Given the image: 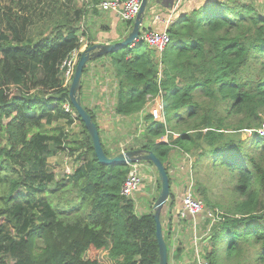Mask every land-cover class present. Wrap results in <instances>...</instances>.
<instances>
[{
    "label": "trees",
    "instance_id": "trees-1",
    "mask_svg": "<svg viewBox=\"0 0 264 264\" xmlns=\"http://www.w3.org/2000/svg\"><path fill=\"white\" fill-rule=\"evenodd\" d=\"M84 1L79 8L75 0L0 5V264H99L101 251L115 264H158L152 211L135 214L133 200L120 194L129 165L100 164L81 119L62 107L67 103L75 112L59 65L92 42L79 27L86 13L100 11L101 0ZM167 34L157 60L139 38L103 55L113 66L116 114H135L157 96L162 102L163 121L147 110L144 141L124 149L152 151L169 185L172 151L176 158L195 157L194 185L200 186L202 168L225 183L234 178L239 199L224 211L205 190L198 192L204 207L220 212L203 258L208 264H264V137L257 134L264 124V13L256 3L215 0L176 17ZM61 119L68 126L77 120L78 131L67 130ZM56 153L69 156L70 173L48 167ZM163 239L167 244L166 233Z\"/></svg>",
    "mask_w": 264,
    "mask_h": 264
},
{
    "label": "crops",
    "instance_id": "crops-1",
    "mask_svg": "<svg viewBox=\"0 0 264 264\" xmlns=\"http://www.w3.org/2000/svg\"><path fill=\"white\" fill-rule=\"evenodd\" d=\"M211 1L215 0H149L140 27L142 30L160 29L162 25L152 20L153 14L156 13L164 18L174 4H177L176 17L179 18L186 15L188 11ZM226 1L251 2L257 4V2L261 0ZM97 16L100 18H96L97 21H94V24L91 25L90 28H87L88 31L86 30L93 38L92 43H114L122 40L130 31V27L128 28L125 25L118 13L99 11ZM112 70L113 66L109 57L102 56L90 62L89 65H87L86 73L83 74L81 79L82 86L79 90V97L82 106L88 108L95 118L100 142L110 154L115 155L116 153L125 151L124 145L127 143L138 144L144 141L143 137L140 139H133L132 135H128V130L136 123H143L142 117L148 110V105H145L142 110L132 115L122 116L116 114L114 112L116 81L111 75ZM75 123V126H77L78 121L75 120L73 125ZM141 130L142 129L139 130V134ZM60 154L61 153H56L47 158L48 167L55 172L58 169L56 159ZM176 155L177 153L175 151H172L170 155V160L174 161L171 162V164L173 163L171 172L174 173V175L176 174L175 178L174 176L173 178L171 177L170 192L172 193V199L170 200L169 197L167 198L160 214V222L162 235L165 233L168 235L166 244L167 264H186L195 257L197 252L199 255H202L201 252L203 251L204 253V249H210V245L207 244L210 238V225L204 213L195 216L188 215L184 218L178 216V209L181 207V199L187 187L185 179L186 174L184 172L187 166H183L185 165L184 159L175 161V159H177ZM142 165L144 168L143 175L145 172L146 174L139 188L131 197L134 203V211L137 215L152 211V204L159 191L156 176L147 179L149 181L148 185L145 186L143 184L144 178L147 177V173H154V171L150 164L144 163ZM178 165H181L183 171L177 170ZM200 239L203 243L202 248L198 243ZM97 259L99 264H115L108 258L106 251L99 252Z\"/></svg>",
    "mask_w": 264,
    "mask_h": 264
},
{
    "label": "built area",
    "instance_id": "built-area-1",
    "mask_svg": "<svg viewBox=\"0 0 264 264\" xmlns=\"http://www.w3.org/2000/svg\"><path fill=\"white\" fill-rule=\"evenodd\" d=\"M142 0H101L98 4V8L102 12H115L118 13L120 19L123 21L132 22L136 14L139 11V7ZM177 4L171 6L170 11L166 17H161L160 15L154 13L152 20L161 24L160 29L151 30L144 29L140 30L139 39L144 41L146 45L154 49L155 52L160 53L166 44L169 43V36L167 34L168 26L175 21ZM79 43L83 42V38L79 36ZM81 53L80 49H74L71 51L66 58L59 65V74L62 81V86L69 88L73 73L74 67L78 60L79 54ZM153 103L149 107L148 112L154 120L163 121L162 118V102L159 96L152 99ZM63 110L69 113L71 116L76 113H73V110L67 103L62 104ZM75 118V117H74ZM259 137H264V124L257 130ZM189 157L190 155H186ZM129 165V170L125 180L123 181L120 194L126 198H131L133 193L139 188L142 176H143V165L139 162L127 164ZM68 174L71 171L65 170ZM191 181V178L189 180ZM190 186V184H189ZM204 213L205 218H209L212 224L219 219L220 212L217 209L207 210L205 209L202 201L197 199L190 189L186 188V191L181 199V207L178 209V216L184 218L185 216L191 215L195 216L197 214ZM186 264H208L207 261L199 255L197 252L195 257L191 259Z\"/></svg>",
    "mask_w": 264,
    "mask_h": 264
},
{
    "label": "water",
    "instance_id": "water-1",
    "mask_svg": "<svg viewBox=\"0 0 264 264\" xmlns=\"http://www.w3.org/2000/svg\"><path fill=\"white\" fill-rule=\"evenodd\" d=\"M149 0H142L139 11L132 21L130 31L120 41L102 44L90 42L87 47L81 51L78 60L74 67V73L68 88V97L71 106L76 112V115L81 119L84 127L90 137L94 154L98 162L102 165L109 164H132L141 161L150 162L156 170L157 177L159 180V191L152 204V216L155 222V238L158 247V264H167V246L163 239L162 228L160 222V214L165 205L167 198L170 193V185L165 167L162 162L154 155L152 151H145L141 148L129 149L121 151L112 156H107L102 148L98 128L96 123L91 119L89 113L85 110L80 102L79 89L82 72L86 64L98 57L108 54L117 48L127 47L132 45L136 39L139 38L140 25L142 23L145 9L148 5Z\"/></svg>",
    "mask_w": 264,
    "mask_h": 264
},
{
    "label": "rangeland",
    "instance_id": "rangeland-1",
    "mask_svg": "<svg viewBox=\"0 0 264 264\" xmlns=\"http://www.w3.org/2000/svg\"><path fill=\"white\" fill-rule=\"evenodd\" d=\"M25 1L26 0H23V3H25ZM84 3H85L84 0H75L76 8H79V6L83 5ZM9 4H10L9 3V0H0V5L2 7L4 5L8 6ZM75 5L72 4V5H70V7H75ZM257 6L264 13V0H261V1L257 2ZM35 12L36 13L39 12V8L38 7L35 9ZM25 14L27 15V13H24V15ZM39 15H41V13H39L38 15H34L33 18L34 19H37ZM85 18H86L87 24L85 22V24H83V27L80 26L79 27L80 28L79 29V32H81V30L83 28H85L88 31L87 28L88 27L90 28L91 25L94 24V21H97L96 18H100V17L99 16H96L95 17L92 14L86 13ZM44 19H46V16H44V15L42 17L40 16L39 23H41ZM86 25H87V28H86ZM155 51H154V56H155V59L157 60L159 53H157ZM152 103H153L152 100H150L148 102V109L152 105ZM73 113H75V112L73 111ZM71 117L74 119V117H76V114H75V116L72 115ZM59 122L62 123L64 126L65 125L68 126L67 123H66V119H61ZM73 122H72L71 125H69L68 127H66V129H68L69 131H75L76 132V131H78L79 123L77 124V126H75L76 123L73 125ZM142 127H143V123H136V124H134V126L131 129L128 130V135H132L133 136V139H140L141 138V135H142V130H141V133L140 134H139V130L142 129ZM243 137H246V136L244 135ZM182 159H184V161H185V165H183V166L184 167L187 166L186 169H184V172L186 174L185 175V179H186V182H187V185H186L187 187L186 188L190 189V191L192 192V194L197 199H202L203 200V195H202L203 193H198V192H199V190H200V192L202 190H205V193L204 194H206V197H207L208 201L211 204H219L220 205L221 208H219V211L220 210L224 211L225 209L231 208V206H233V204L237 203V201L239 199V196H238V194L236 193V191L234 190V187H233L234 178H232L231 180L227 178L226 179V183H225L224 182V176L217 177L213 173H209V174L207 173V175H206L205 169L202 168L200 170V172L198 173L199 176L201 177V179H200V181H201L200 186L197 185V184L194 185V182H193L194 180L192 178V173L190 172V165L194 161L195 157L192 156V155H190L189 157H186L185 156V158H183V156H179L178 160H182ZM56 164H57V167H58V169L56 170L57 173H61V171H64L65 172V170H70L71 171L73 169V164L71 162V159L69 158V156H68V158L66 156H64L63 153H61L60 155H58V158L56 159ZM172 164H171V167H170L171 170H172ZM177 170L183 171L181 165H178ZM145 171H146V169H145ZM153 171H154V169H153ZM145 174H146V172L142 176V180H143V177L145 176ZM155 175H156L155 174V171H154V173L153 172L147 173V177L144 178L143 184L145 186L148 185L149 184V181L147 179L148 178L151 179V178H153L152 176L155 177ZM169 175L172 178H173V176H174V178L176 177V174L174 175V173H172V172H170ZM190 178H191V181L192 182L189 181ZM141 183H142V181H141ZM189 184H190V186H189ZM203 185H205L204 186L205 189L202 188ZM205 209L210 210V207L209 208L208 207H205ZM207 219L209 220L208 223H209V225L211 227L213 224H212V222H211V220L209 218H207ZM64 220L69 221L70 219H64ZM6 230L7 231H10L9 230V227H6ZM198 243H199V245L202 248L203 247V243L201 242V239L199 240ZM207 244H208V241H207ZM205 247H207V246H205ZM201 254L202 255H200V256L203 257V254H204L203 251L201 252Z\"/></svg>",
    "mask_w": 264,
    "mask_h": 264
},
{
    "label": "clouds",
    "instance_id": "clouds-1",
    "mask_svg": "<svg viewBox=\"0 0 264 264\" xmlns=\"http://www.w3.org/2000/svg\"><path fill=\"white\" fill-rule=\"evenodd\" d=\"M140 30H141V28H140Z\"/></svg>",
    "mask_w": 264,
    "mask_h": 264
}]
</instances>
